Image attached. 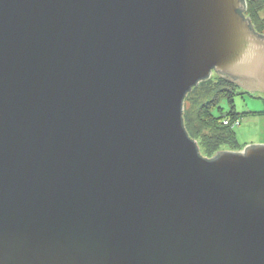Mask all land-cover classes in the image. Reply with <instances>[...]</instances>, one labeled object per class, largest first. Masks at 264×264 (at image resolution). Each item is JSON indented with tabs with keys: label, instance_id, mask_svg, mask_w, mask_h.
Listing matches in <instances>:
<instances>
[{
	"label": "water",
	"instance_id": "1",
	"mask_svg": "<svg viewBox=\"0 0 264 264\" xmlns=\"http://www.w3.org/2000/svg\"><path fill=\"white\" fill-rule=\"evenodd\" d=\"M243 0H0V264H264V145L205 158L185 93L264 90Z\"/></svg>",
	"mask_w": 264,
	"mask_h": 264
},
{
	"label": "trees",
	"instance_id": "2",
	"mask_svg": "<svg viewBox=\"0 0 264 264\" xmlns=\"http://www.w3.org/2000/svg\"><path fill=\"white\" fill-rule=\"evenodd\" d=\"M243 1L245 9L241 14L256 33L264 36V0ZM236 86L213 72L185 93L182 124L188 137L197 143L202 157H215L222 149L237 151L242 145L235 136V126L241 117L233 102L234 95H240ZM198 89H202L201 96L192 97L191 107L186 108V99Z\"/></svg>",
	"mask_w": 264,
	"mask_h": 264
},
{
	"label": "rangeland",
	"instance_id": "3",
	"mask_svg": "<svg viewBox=\"0 0 264 264\" xmlns=\"http://www.w3.org/2000/svg\"><path fill=\"white\" fill-rule=\"evenodd\" d=\"M201 94L202 89H198L190 94L189 98L185 101V107L190 108L193 100L192 97L201 96ZM233 102L235 109L241 116L238 125L235 126L237 142L242 144L237 148V151H242L247 145H264V94L261 96L259 94L256 96H249L247 94L234 95Z\"/></svg>",
	"mask_w": 264,
	"mask_h": 264
},
{
	"label": "flooded vegetation",
	"instance_id": "4",
	"mask_svg": "<svg viewBox=\"0 0 264 264\" xmlns=\"http://www.w3.org/2000/svg\"><path fill=\"white\" fill-rule=\"evenodd\" d=\"M214 72V71H213ZM212 72V73H213ZM215 73V72H214ZM238 87V93L240 95H244V92L247 93V95L249 96H256L257 94H259L260 96L264 94V90H255L253 89L252 87H250L251 89L250 90H247L246 88L242 87V86H236ZM242 93V94H241Z\"/></svg>",
	"mask_w": 264,
	"mask_h": 264
},
{
	"label": "bare ground",
	"instance_id": "5",
	"mask_svg": "<svg viewBox=\"0 0 264 264\" xmlns=\"http://www.w3.org/2000/svg\"><path fill=\"white\" fill-rule=\"evenodd\" d=\"M207 80V79H206ZM201 84V83H200ZM237 123H239L238 121H237Z\"/></svg>",
	"mask_w": 264,
	"mask_h": 264
}]
</instances>
